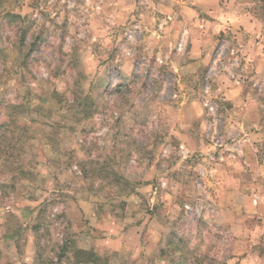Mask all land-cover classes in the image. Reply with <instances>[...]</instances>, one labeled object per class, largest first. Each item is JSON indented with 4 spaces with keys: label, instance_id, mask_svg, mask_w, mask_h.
<instances>
[{
    "label": "rangeland",
    "instance_id": "1",
    "mask_svg": "<svg viewBox=\"0 0 264 264\" xmlns=\"http://www.w3.org/2000/svg\"><path fill=\"white\" fill-rule=\"evenodd\" d=\"M0 264H264V0H0Z\"/></svg>",
    "mask_w": 264,
    "mask_h": 264
},
{
    "label": "trees",
    "instance_id": "2",
    "mask_svg": "<svg viewBox=\"0 0 264 264\" xmlns=\"http://www.w3.org/2000/svg\"><path fill=\"white\" fill-rule=\"evenodd\" d=\"M9 16H10V14H9ZM11 16L12 17H16V15H14V14H11ZM15 105H10V106H8V107H14Z\"/></svg>",
    "mask_w": 264,
    "mask_h": 264
}]
</instances>
